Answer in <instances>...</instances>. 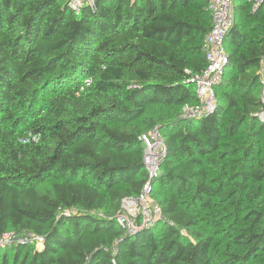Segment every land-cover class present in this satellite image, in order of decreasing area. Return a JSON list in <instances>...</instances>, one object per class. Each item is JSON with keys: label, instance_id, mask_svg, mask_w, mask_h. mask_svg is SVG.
<instances>
[{"label": "trees", "instance_id": "trees-1", "mask_svg": "<svg viewBox=\"0 0 264 264\" xmlns=\"http://www.w3.org/2000/svg\"><path fill=\"white\" fill-rule=\"evenodd\" d=\"M210 28L207 0H0V264H264V4L233 1L215 104L191 116ZM146 184L164 221L127 233Z\"/></svg>", "mask_w": 264, "mask_h": 264}, {"label": "built area", "instance_id": "built-area-1", "mask_svg": "<svg viewBox=\"0 0 264 264\" xmlns=\"http://www.w3.org/2000/svg\"><path fill=\"white\" fill-rule=\"evenodd\" d=\"M75 11L82 5L95 9L97 0H66ZM234 0H207V9L211 15V28L204 40V52L207 59L206 69L193 77L197 103L184 110L191 116H201L210 111L215 104L214 87L222 77L226 62V50L223 40L233 22ZM255 4H264V0H254ZM260 97L263 102L258 115L264 118V54L260 62ZM85 84H89L87 81ZM144 146V164L150 175H153L162 160L164 147L159 130L153 129L142 135ZM151 185L146 184L136 197L126 198L116 215V223L125 232L133 233L140 228L164 221L161 206L151 197ZM36 246H41L43 239L35 237Z\"/></svg>", "mask_w": 264, "mask_h": 264}, {"label": "rangeland", "instance_id": "rangeland-1", "mask_svg": "<svg viewBox=\"0 0 264 264\" xmlns=\"http://www.w3.org/2000/svg\"><path fill=\"white\" fill-rule=\"evenodd\" d=\"M260 91H261V87H260ZM261 93V92H260Z\"/></svg>", "mask_w": 264, "mask_h": 264}]
</instances>
